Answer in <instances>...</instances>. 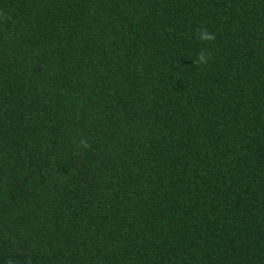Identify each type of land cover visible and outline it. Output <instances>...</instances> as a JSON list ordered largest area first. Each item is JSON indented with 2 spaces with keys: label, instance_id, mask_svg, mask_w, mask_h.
I'll return each mask as SVG.
<instances>
[{
  "label": "trees",
  "instance_id": "trees-1",
  "mask_svg": "<svg viewBox=\"0 0 264 264\" xmlns=\"http://www.w3.org/2000/svg\"><path fill=\"white\" fill-rule=\"evenodd\" d=\"M0 264H264V0H0Z\"/></svg>",
  "mask_w": 264,
  "mask_h": 264
},
{
  "label": "clouds",
  "instance_id": "clouds-1",
  "mask_svg": "<svg viewBox=\"0 0 264 264\" xmlns=\"http://www.w3.org/2000/svg\"><path fill=\"white\" fill-rule=\"evenodd\" d=\"M200 38L201 39H204V40H211L213 37L207 31H203L200 34ZM199 59H200L201 62H203V61H205L206 57L203 54H201L200 57H199Z\"/></svg>",
  "mask_w": 264,
  "mask_h": 264
}]
</instances>
